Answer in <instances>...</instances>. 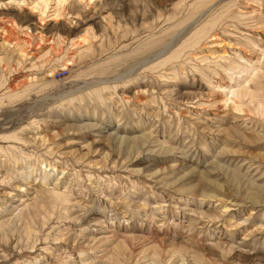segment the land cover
Segmentation results:
<instances>
[{
    "label": "rangeland",
    "instance_id": "rangeland-1",
    "mask_svg": "<svg viewBox=\"0 0 264 264\" xmlns=\"http://www.w3.org/2000/svg\"><path fill=\"white\" fill-rule=\"evenodd\" d=\"M40 1L0 0V264H264V115L223 104L264 101V0Z\"/></svg>",
    "mask_w": 264,
    "mask_h": 264
},
{
    "label": "bare ground",
    "instance_id": "bare-ground-1",
    "mask_svg": "<svg viewBox=\"0 0 264 264\" xmlns=\"http://www.w3.org/2000/svg\"><path fill=\"white\" fill-rule=\"evenodd\" d=\"M52 0H41L40 2H36L35 3V5L32 7V9L31 10H38V11H41L42 13H45V8L48 6V4L51 2ZM58 2V4L60 5V7L62 6V7H64V2L65 1H67V0H57ZM41 4H44V7L42 6V8L40 9V7H41ZM61 7V8H62ZM31 12V11H30ZM54 12H55V18L57 19V18H59V16H61L62 14V12H61V9L60 8H56L55 10H54ZM68 14L70 15V16H72L69 12H68ZM42 21V19L41 18H39V22H41ZM12 26H16V27H18V25H17V23L15 22V20L13 21L12 20V22L10 23ZM116 25H117V23H116ZM117 27H119L118 25H117ZM27 29V28H26ZM36 30V29H35ZM39 34V33H38ZM40 35V37H41V40H45V41H47V37L45 36V35H43V34H39ZM61 36V35H60ZM60 36L59 35H52L51 36V40H52V42L54 41V40H57L58 41V39H60ZM88 38H93V36L89 33V32H86L84 35H83V37H82V39H80V41L82 42V43H87L88 41H89V39ZM215 38V37H214ZM71 40H73V39H71ZM198 40V39H197ZM3 41H5L6 43H10V41L9 40H3ZM25 43H26V45L25 46H27L29 43L28 42H26V40L24 41ZM12 43V42H11ZM14 46H16L17 48H18V50H19V52L18 53H20L24 58H26L27 57V55L25 54V48L23 49L22 48V46L21 45H15V44H13ZM52 51V50H51ZM63 55V54H62ZM61 56V55H60ZM65 56L66 55H63L62 56V58H57L56 60L58 61V62H60L59 64H60V70L61 71H63V70H67V67L68 66H71L72 65V63L71 62H69V61H72V59H73V57H69V56H66V60H65V62L63 61L64 59H65ZM56 57V56H55ZM70 59V60H69ZM76 59V58H75ZM63 63H65L64 65H62V62ZM57 62V63H58ZM258 62V61H257ZM54 63H56V62H54ZM0 64H1V62H0ZM58 65V64H57ZM259 65H260V63H259ZM49 67V66H48ZM262 68V67H261ZM53 69V68H52ZM50 70V69H49ZM55 70V69H54ZM53 70V71H54ZM260 71H262V69L260 70ZM259 71H257V73H258ZM52 73H51V71L50 72H48L47 73V77H49V78H51L52 77ZM30 81H32V79H30ZM255 89V88H254ZM249 89H245V90H241V87L240 88H237V89H233V90H231V91H229V93H230V98H228L227 96H226V94L224 93V95L226 96L224 99H223V104H225V102H227V103H232V105L234 106V108L236 109L239 105H240V102H239V100H241V98L243 99V98H246L247 100H250V103H255L256 104V111L258 112V115H264V101H261V100H258V97H259V92L258 91H255V90H249ZM256 92V93H255ZM232 98H235V100L236 101H238L237 103H236V101H234ZM238 99V100H237ZM227 105V104H226ZM233 108V107H232ZM234 110V109H233ZM38 139H42V141H44V138L43 137H39ZM26 163V162H25ZM44 162L43 161H41L40 162V169H42L43 170V172L45 173V172H48V171H54V170H56L55 168H54V166H52V165H50V164H47V165H44L43 164ZM34 167H31L30 169H33ZM23 172V171H22ZM55 172V171H54ZM50 202H51V204L52 205H55V204H57V203H66L67 201L65 200V199H63V198H60V197H58V196H55V195H53L52 197H51V200H50ZM49 209V210H48ZM48 209H46L45 210V212H44V214H40V215H38L39 216V220H40V222H41V224H42V226L41 227H44L46 224H47V222H48V216L50 215V212H51V210H52V207L51 206H48ZM35 232V231H34ZM37 233V232H36ZM25 234L27 235V237L29 238V239H31L32 238V235L33 236H35V234L33 233V230L31 229V227L30 226H27V225H25Z\"/></svg>",
    "mask_w": 264,
    "mask_h": 264
}]
</instances>
